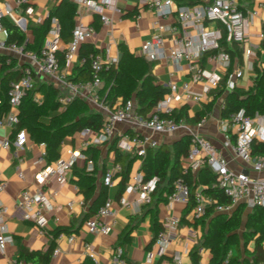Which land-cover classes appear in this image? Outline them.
Returning a JSON list of instances; mask_svg holds the SVG:
<instances>
[{
    "label": "crops",
    "instance_id": "1",
    "mask_svg": "<svg viewBox=\"0 0 264 264\" xmlns=\"http://www.w3.org/2000/svg\"><path fill=\"white\" fill-rule=\"evenodd\" d=\"M68 1L73 3L71 0ZM209 1L178 0L176 5L191 6L206 4ZM58 2L59 0H31V4L34 6V12L31 17L15 15L5 19L25 32L26 43L33 44L35 38L32 30L28 29V26L43 22L46 19L47 13ZM139 2V0H118L117 5L122 10V13L107 11L105 14L111 19L108 25H103L98 16H94L86 10H82L80 15L74 18V23L76 20H80L95 28L94 34L87 40V43L92 45L97 50V53L106 59L107 65L111 64L114 68H119L124 73V78L117 80V89L115 91L131 94L132 98L134 89L138 86V78L141 75L140 64L142 62L149 65V72L153 77L154 83L163 87L168 81L175 82L178 85L189 82L191 77L188 65L184 60L175 63L168 57H165L150 63L139 55L141 45L156 32L153 27L155 15L147 6H140ZM5 4L12 6L13 0H0V7H3ZM243 8L248 18V32L253 35L249 39V42L262 46L264 43L256 35L263 33L264 0H245ZM160 23L165 27L176 25V15L163 18L160 20ZM162 35L166 38L167 45L169 43L168 39H171L175 34L165 30ZM0 40L4 41L1 34ZM66 45L67 43L60 39L58 42L59 51L64 50ZM226 45L228 46L229 44L226 43ZM262 48L263 53L259 56V62L261 67L264 68V47L262 46ZM0 55L12 56L17 62V68L27 63V59L23 53L0 49ZM251 60L252 58H246L242 54L241 65L234 59L230 67L226 69L210 60L208 54H204L199 64L207 72L221 75L222 81L220 85L223 84L224 86L226 80L232 77L236 70H242L243 76L235 79V83L237 88L246 89L255 76L254 71L250 68ZM79 66L80 61L77 55L71 63L64 65L53 76L47 77L36 73L35 101L40 103L43 99V91L49 87L58 90L57 103L59 107L56 110L49 111L47 116L42 117L41 120L44 124H48L51 117L65 110L66 105H61L59 100L68 95L70 91L62 82H73L71 78L77 73ZM202 89L203 85L201 83H190V93L186 94L185 92L178 91L175 95L172 94L170 106L174 111L184 108L188 118H193L196 114L203 111L206 104L212 99L210 92L208 95L202 94L199 102L194 101L191 94H200L202 93ZM91 91L96 92L99 100L108 104L111 108L119 106L123 102L122 97L116 96L115 92L108 95V90L103 86V83L98 87L92 88ZM88 95L89 92L80 90L74 98L83 100L89 111L99 113L103 118L104 113L95 103L89 100ZM220 99H217L210 111L201 117L205 118V122L201 127L196 125L199 121H185L186 128L184 130L170 135L151 134V136L158 140L160 147L171 150L172 144L182 136H190L191 133L199 134L207 138L222 153L228 160L230 169L244 170L252 179L264 177V169L261 172L253 171L250 166L236 159L230 148L224 147L223 134L219 129V120L221 119L219 115ZM95 132L85 137H82L79 132L72 136H66L58 149L60 159H67L75 151L82 153L85 149L82 146L83 143L93 140L96 135ZM135 133L141 135L149 134L145 130H134L130 125L122 123L115 126L113 135L108 142L90 145L97 147L99 150L96 158L98 169L94 174L96 184L102 181L104 169L116 164L114 161V151L109 148L110 142L112 140L118 142L121 137L132 136ZM14 135L13 126L4 125L0 127V142L4 139L13 140ZM154 150L148 149L146 154L149 157L146 158L150 159ZM40 152L41 148L39 144L32 141L28 134L27 141L21 150H15L12 147L4 148L0 144V180L6 181V188L0 194V200L5 207L4 223L0 227V233L9 235L12 238V242L6 244L4 251L0 252V264H30L26 263L19 256L20 247L29 251H46L47 249H51L49 264H80L87 258L84 248L85 244H91L93 247L95 259L92 262L94 264H111L117 248H120L122 251L123 264H176L174 259L176 254L179 256L181 264H208L210 258L208 249L199 247L203 243L206 223H197V218L193 217L192 209H188L187 205L169 203L168 201L163 202L157 200L156 197H153L152 202L148 205H138L136 194L123 192L120 198L123 197L128 202V205L122 206L119 202L120 198L115 199L118 183L121 178L120 173L115 175L113 186L107 188L108 198L112 200V209L115 214L114 223L111 224L109 233L102 236L88 233L85 227L86 220L84 219V215L90 202L87 206L84 204L83 195L78 192V187L72 181L71 170L67 172L64 182L59 183L54 177L47 178L42 184L37 182L35 176L42 166L34 162ZM118 152L129 155L132 158L127 168L128 179L136 172L142 173L141 166L145 157L141 158L137 156L134 151L121 152L118 150ZM180 161L182 166L184 158ZM75 164L77 167L84 168L88 172L85 160L79 159ZM37 188L43 189L52 206V210L45 214L47 223L42 232L34 224L25 220L23 212L15 206L21 190L27 189L33 192ZM54 192L55 194H53ZM69 202H72L71 208L67 207ZM240 206L244 208L243 204H237L228 213L224 214H229ZM250 210L247 209L244 213H248ZM169 217L179 220L177 230L170 244L165 249L164 254L158 255L155 237L161 228L162 221ZM56 229H62L63 231L59 235L54 236L53 232ZM126 235L128 239L123 240ZM70 236L73 237L72 241H69ZM249 247H251V244ZM54 250H58V252L54 254ZM195 251L197 252L196 255L194 254ZM193 254L197 257L196 263L193 260Z\"/></svg>",
    "mask_w": 264,
    "mask_h": 264
},
{
    "label": "built area",
    "instance_id": "2",
    "mask_svg": "<svg viewBox=\"0 0 264 264\" xmlns=\"http://www.w3.org/2000/svg\"><path fill=\"white\" fill-rule=\"evenodd\" d=\"M76 6L77 15L82 10L98 16L103 25H108L111 19L105 14L107 11L122 13L117 5L118 0H71ZM127 1V0H123ZM140 6H147L155 15L153 27L156 32L146 40L140 48L139 55L147 62H154L158 59L168 57L171 61L178 63L184 60L191 73L190 81L178 85L175 82L168 81L164 87L168 89V94L158 102L151 112L146 115H140L136 111V104L129 99L123 101L119 106L111 108L108 104L101 102L96 92L91 89L100 86V73L105 68L106 59L99 53H91L88 61L92 70V78L88 82L76 83L71 81L62 82L70 93L61 98L60 104L65 106L73 100L80 90L89 92V100L104 113L102 125L93 140L85 141L83 148L90 145H99L108 142L117 124H128L134 130H145L149 134L135 133L132 136H123L116 143V148L121 152L134 151L137 156L144 158L148 149H155L159 146L158 140L151 134L170 135L186 128L183 119L176 120L169 115L173 109L170 106L172 94L178 91L190 93V83H201L203 85L202 93L191 94L196 102L201 100L202 94L208 95L210 92L218 89L222 76L204 70L199 62L204 54H208L210 60L228 69L230 67V56L220 47L221 42L237 43L242 47V54L246 58H252L250 68L253 70V61L259 60L263 53L262 46L251 44L249 39L253 37L248 32L245 10L243 3L245 0H210L206 4H196L191 6H177L178 0H139ZM34 12V6L31 0H13V5L5 4L0 7V34L3 38L6 36V30L2 20L7 17L25 16L31 17ZM176 15V25L165 27L160 23L163 18ZM49 13L46 15L48 18ZM40 21V20H39ZM51 27L44 44L38 53L23 52L21 48L14 45L4 46L0 40V49H6L10 52L23 53L27 63L22 65L19 70V79L10 84L8 91L9 111L0 117V127L4 125L14 126L17 123V106L24 92L32 90L36 83V73L42 76H53L59 70L56 52L59 50V24L56 18L52 17ZM19 28V27H18ZM168 30L175 34L166 45V38L162 33ZM95 28L92 25L85 24L76 20L71 31V39L67 43L63 52L65 65L72 62L77 57L80 46L86 43L94 34ZM256 37L264 43V34L259 33ZM215 50V51H214ZM214 51V52H211ZM211 52V53H210ZM84 62V58L80 59ZM243 76L242 70L238 69L232 77H229L225 83L226 92L232 91L236 87L235 79ZM223 108L222 98L219 102V110ZM205 118H201L196 124L201 127ZM219 129L223 134L224 147L230 148L234 157L239 159L245 165L251 167L255 172H261L264 169V156L253 157L251 155V141L253 138L264 140V116L256 114L253 118L246 116L243 111L234 112L228 115L226 119L219 120ZM82 137L94 133L89 129L79 132ZM190 149L188 155L184 158L181 166L182 175L194 173L202 166H207L216 175V187L220 189L228 198V205L215 204L214 211L218 213H228L234 205L243 204L247 209L255 206H264V177L252 179L244 170H232L228 166V160L222 153L205 137L199 134H190ZM27 141V133L20 130L15 133L14 139H4L0 142L4 148H14L21 150ZM41 152L35 160V164L41 165V170L35 178L42 184L49 177H54L59 183L66 180V174L71 170V166L82 159L86 161V170H93V163L86 160L80 151H75L67 159H59L51 164L46 163L45 144L39 143ZM121 173L119 164L106 167L102 176V183L106 188L113 186L114 177ZM20 176V174H19ZM158 178L144 180L141 172L132 174L126 185L124 192L137 195L138 205H148L152 202L153 194L156 190ZM6 188V181L0 180V194ZM55 194V192L53 193ZM191 192L185 183L183 176H178L172 183V193L168 196L169 203H180L187 205L190 202ZM194 204L192 207L193 217L203 216L207 208L215 202L212 198L202 194L200 189L195 190L193 196ZM122 206H127L128 202L122 197L119 200ZM16 208L23 212V218L34 224L41 232L47 223L45 214L52 210L49 199L43 189L37 188L33 192L23 189L20 191L15 204ZM72 202L67 207L71 208ZM5 207L0 200V227L4 223ZM114 211L112 209V200L106 199L105 202L96 210L95 214L85 221L87 232L102 236L109 233L111 224L114 223ZM179 220L177 218H166L161 223V228L155 237V245L158 247V255H162L170 244L176 233ZM73 237H69L72 241ZM12 238L9 235L0 233V252H3L6 244L11 243ZM85 254L87 258L94 260V250L91 244H85ZM58 250H54L56 254ZM122 251L117 248L114 252L111 264H123L121 257ZM176 264H181L179 256H174Z\"/></svg>",
    "mask_w": 264,
    "mask_h": 264
},
{
    "label": "trees",
    "instance_id": "3",
    "mask_svg": "<svg viewBox=\"0 0 264 264\" xmlns=\"http://www.w3.org/2000/svg\"><path fill=\"white\" fill-rule=\"evenodd\" d=\"M77 15L76 6L68 0H59L55 7L49 12L47 19L40 24L29 25L32 30L34 43L29 44L25 41V32L13 25L6 19L2 20L6 30L4 37V46L14 45L21 48L23 52L38 53L47 38L51 18L57 19L59 24V37L65 43L71 39V31L74 26V18ZM264 33V27H263ZM223 51L230 56V62L234 59L239 65L242 64V47L237 43H230L228 46L223 41L220 44ZM264 47V44L262 45ZM215 51V50H214ZM211 51V52H214ZM210 52V53H211ZM91 53H97L92 45L83 43L78 51L80 63L77 73L71 78L73 82L84 83L92 78V70L88 61ZM58 68L65 65L63 52L57 51ZM231 65V63H230ZM147 63L140 64V77L138 86L134 89L133 98L131 94L118 93L117 80L124 78V73L113 65H105L99 76L103 86L107 88L108 95L115 92L116 96H121L123 101L133 99L136 104L138 114L146 116L153 107L160 102L169 93L168 89L154 83L153 77L149 72ZM253 71L255 73L251 84L246 89L235 87L232 91L226 92L222 84L215 91L211 92V101L208 102L200 113L193 118H188L184 108L178 111H172L169 115L176 120L183 119L186 122H197L210 111L217 99L222 98L223 108L220 109V118L226 119L229 114L243 111L246 116L254 117L256 114L264 116V68L261 67L259 60L253 61ZM20 70L17 68L16 60L10 55H0V117L9 111L8 91L10 84L19 79ZM56 89L49 87L43 91L47 101L51 92ZM35 87L32 90L24 92L19 105L17 106V123L13 126L14 133L25 130L30 139L35 143H44L46 150V163L51 164L60 159L58 149L66 136H72L84 129L99 131L102 125V116L99 113L89 111L86 103L73 98L65 110L60 114L51 117L48 124L42 122V117L47 116L50 110H56L59 107L57 98L54 105L47 107L46 103H38L34 99ZM43 95V96H44ZM190 136H182L176 140L171 150L158 146L155 148L150 159L147 154L141 166L144 180L158 178L155 193L153 197L157 200L167 202L168 196L172 193V183L178 176H183L188 185L191 198L187 204L188 209H192L194 200L192 198L195 190L200 189L202 194L212 198L215 202L207 208L206 213L196 219L197 223H206V230L203 235V243L199 247L208 249L210 258L208 264H264V206H255L248 213H244L243 208L237 207L231 213H215L214 205H228L229 200L223 192L216 187V175L207 167L202 166L194 173L182 175L181 159L186 158L190 149ZM116 140L110 142V150L114 151V161L121 167L120 180L115 199L120 198L125 190L128 179V166L132 158L118 152ZM84 157L93 162L92 172H86L84 168H79L76 164L71 166L72 181L78 187V192L83 195L84 204L89 202L92 205L88 207L84 219L92 217L96 210L108 199L107 188L102 181L95 182V172L98 169L96 158L99 150L95 146H88L82 151ZM147 153V152H146ZM251 155L253 157L264 156V140L253 138L251 141ZM104 169V168H103ZM166 183L164 186H162ZM63 230L56 229L54 236L59 235ZM127 235L123 240H127ZM251 244V249L249 245ZM50 250L29 251L23 247L19 248V256L30 264H49ZM196 251L194 254L196 255ZM193 254V260L196 263L197 257ZM80 264H94L91 259L85 258Z\"/></svg>",
    "mask_w": 264,
    "mask_h": 264
},
{
    "label": "rangeland",
    "instance_id": "4",
    "mask_svg": "<svg viewBox=\"0 0 264 264\" xmlns=\"http://www.w3.org/2000/svg\"><path fill=\"white\" fill-rule=\"evenodd\" d=\"M41 6H42V4H41ZM44 95V94H43ZM58 97V90L56 89V91H55V93H53V92H51L50 94H49V97H48V99H47V101L45 100V95L43 96V99H42V101H40V103H46V105H47V107H51V106H53L54 105V101H55V99ZM49 111H52V110H50L49 109ZM47 114H48V112H47ZM244 210V212H246L247 211V207L246 206H244V208H243ZM249 249H251V247H249Z\"/></svg>",
    "mask_w": 264,
    "mask_h": 264
},
{
    "label": "water",
    "instance_id": "5",
    "mask_svg": "<svg viewBox=\"0 0 264 264\" xmlns=\"http://www.w3.org/2000/svg\"><path fill=\"white\" fill-rule=\"evenodd\" d=\"M92 203H93V201H92V202H90V204H89V207L92 205Z\"/></svg>",
    "mask_w": 264,
    "mask_h": 264
}]
</instances>
